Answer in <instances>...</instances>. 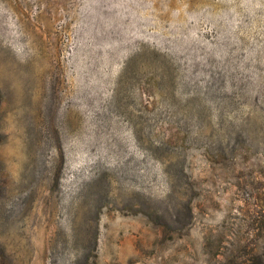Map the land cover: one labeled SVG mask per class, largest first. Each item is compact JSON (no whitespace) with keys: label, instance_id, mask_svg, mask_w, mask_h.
<instances>
[{"label":"rangeland","instance_id":"obj_1","mask_svg":"<svg viewBox=\"0 0 264 264\" xmlns=\"http://www.w3.org/2000/svg\"><path fill=\"white\" fill-rule=\"evenodd\" d=\"M0 264H264V0H0Z\"/></svg>","mask_w":264,"mask_h":264}]
</instances>
